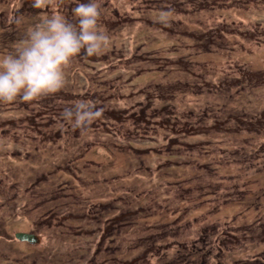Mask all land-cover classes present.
<instances>
[{
	"label": "rangeland",
	"instance_id": "1",
	"mask_svg": "<svg viewBox=\"0 0 264 264\" xmlns=\"http://www.w3.org/2000/svg\"><path fill=\"white\" fill-rule=\"evenodd\" d=\"M33 3L0 0V56L78 26L77 0ZM95 3L107 46L0 102V264H264V0Z\"/></svg>",
	"mask_w": 264,
	"mask_h": 264
},
{
	"label": "clouds",
	"instance_id": "2",
	"mask_svg": "<svg viewBox=\"0 0 264 264\" xmlns=\"http://www.w3.org/2000/svg\"><path fill=\"white\" fill-rule=\"evenodd\" d=\"M52 2L34 0L32 6L40 8ZM73 14L78 26L59 15L44 18L25 33L12 53L0 56V102H13L18 97L31 102L60 91L65 85V69L81 50L93 56L107 46L108 37L97 27L101 12L95 0H77ZM67 116L70 118L72 112ZM90 116L81 113L78 106L75 125Z\"/></svg>",
	"mask_w": 264,
	"mask_h": 264
},
{
	"label": "trees",
	"instance_id": "3",
	"mask_svg": "<svg viewBox=\"0 0 264 264\" xmlns=\"http://www.w3.org/2000/svg\"><path fill=\"white\" fill-rule=\"evenodd\" d=\"M157 13H159V12H157ZM38 24V23H37ZM84 52V51H83ZM83 52H80L81 54L83 53ZM139 121H141V122H143L144 123V121L142 120V119H139ZM145 124H147V122H145ZM68 131V130H67ZM181 133H182V135L186 138H189V137H195V136H200V134L201 133H203V132H188V131H185V130H183L182 129V131H181ZM142 138V136H138V139L140 140ZM119 151V153H124V152H126V151H128V152H130V153H140V154H143L144 152H142V151H140V150H143V149H139L138 150V148L137 147H135V146H131V145H127V146H125V147H121L120 149H118ZM138 150V151H137ZM155 153H160V152H157V150H155ZM141 161V163L143 162V159H141L140 160ZM131 167H134V171L133 172H135L136 173V170H137V165L135 164V166L134 165H132L130 162H129V164L127 165V168L128 169H130ZM233 233H232V230H231V234L230 235H228V234H226L228 237H232L233 235H232ZM199 255H200V253H198V255H197V257L199 258ZM203 259H205V258H203ZM203 259H202V262H203Z\"/></svg>",
	"mask_w": 264,
	"mask_h": 264
},
{
	"label": "water",
	"instance_id": "4",
	"mask_svg": "<svg viewBox=\"0 0 264 264\" xmlns=\"http://www.w3.org/2000/svg\"><path fill=\"white\" fill-rule=\"evenodd\" d=\"M15 237L18 238L19 240H26L29 242H33L36 240L35 235L32 233H25V232H17L15 233Z\"/></svg>",
	"mask_w": 264,
	"mask_h": 264
}]
</instances>
